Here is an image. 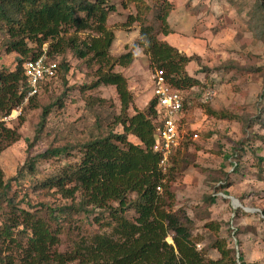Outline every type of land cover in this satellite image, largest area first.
<instances>
[{
	"label": "rangeland",
	"instance_id": "rangeland-1",
	"mask_svg": "<svg viewBox=\"0 0 264 264\" xmlns=\"http://www.w3.org/2000/svg\"><path fill=\"white\" fill-rule=\"evenodd\" d=\"M104 1V7L115 10L106 24L114 32L109 55L117 58L133 49L140 27L136 23L127 29L121 27L136 13L131 0ZM143 1L154 5L153 0ZM167 1L175 6L169 20L176 23L180 19L183 24L177 42L181 53L193 58L187 69L203 86L181 92L180 143L176 150L181 151V156L186 152L188 166L171 177L167 173L174 165L171 160L164 174H168L165 179L173 199L169 200L162 189L159 193L165 200L163 209L168 211L171 207L174 213L180 210L185 214L192 236L201 239L196 241V250L203 252L206 260L220 259L212 245L224 240L237 264H264V29L254 23L259 20L257 4L261 0ZM152 15L148 17L150 22L154 21ZM72 34L73 31L68 36ZM88 34L96 36L87 32L78 34L77 39L84 40ZM8 38L0 23V71L13 72L20 58L6 52L4 44ZM48 45L39 47L37 43H29L35 54L46 55L56 65L65 63L69 70L64 80L59 72L45 81V87L37 95L0 120L3 128L19 136L17 142L0 154V170L4 181L12 184L10 195L16 204L27 193L28 204L37 209L73 208L70 221L62 224L57 247L60 253L69 254L81 237L100 231L96 219L103 221L99 216L101 211L87 207L75 212L80 198L71 202L54 191L36 187L79 163L81 148L88 141L108 133L121 135L122 129L115 124L120 103L112 86L82 93L81 87L96 81L97 65L89 66L69 50L48 56ZM133 53L135 58L128 68L114 70L125 76L132 94L129 117L147 109L152 100L155 72L142 49L137 48ZM86 98L101 99L102 103L92 106L84 101ZM57 100L61 101V108L53 106L45 124L40 126L42 110ZM210 111L228 116L215 118ZM128 140L138 145L135 138ZM56 149L62 152L48 159L37 158ZM34 158L35 171L30 173L23 167ZM21 168L23 174L19 173ZM221 183L226 186L222 191ZM209 197L214 198L213 203ZM17 205L18 209H28L26 204ZM42 216H46V211ZM178 216L185 224V218ZM1 222L0 216V225ZM206 223L218 224V234L204 227ZM20 239L18 242L24 245L26 236ZM166 241L171 244V237Z\"/></svg>",
	"mask_w": 264,
	"mask_h": 264
},
{
	"label": "trees",
	"instance_id": "trees-1",
	"mask_svg": "<svg viewBox=\"0 0 264 264\" xmlns=\"http://www.w3.org/2000/svg\"><path fill=\"white\" fill-rule=\"evenodd\" d=\"M131 2L136 13L130 15L121 27L127 29L138 24L139 38L131 51L113 58L109 50L114 32L106 22L115 10L104 7V0H0V23L9 37L4 44L6 52L20 58L16 61L15 71H0V120L25 101L28 87L23 65L38 57L29 43H37L39 47L49 43L48 56L62 55L69 50L89 66L97 65L96 81L81 87L80 91L84 93L100 86L114 87L120 103L115 124L122 129L121 135L108 133L105 137L88 141L81 148L79 163L36 187L54 191L71 202L80 198L75 212L87 207L101 211L99 216L103 221L100 223L96 219L100 231L81 237L74 244L72 253H60L57 247L62 224L70 221L69 213L73 208L50 209L44 206L37 209L28 204V195L24 193L17 204H26L28 209H18L15 198L10 195L12 184L4 181L0 170V264H237L233 251L227 248L224 240L212 245L220 259L215 262L206 260L203 252L196 250V241L201 239L192 236L190 221L183 216L185 214L180 210L174 213L170 206L168 211L163 209L165 200L157 188L161 192L163 189L169 200L173 199L165 178L168 174L172 177L186 170L187 154L185 152L184 156L183 152L181 156V151L176 150L171 158L174 165L168 169V174L160 170V157L152 150L155 143L154 101L151 100L143 112L138 111L129 117L127 112L132 94L125 76L114 70L116 67L128 68L135 58L133 51L140 48L148 56L150 68L163 71L170 87L183 92L203 85L186 72L193 58L179 53L158 38L171 33L167 18L174 5L167 0H153L152 6L143 0ZM257 6L259 20L254 23L264 29V0ZM149 15L154 21L148 20ZM156 24L159 25L157 29ZM71 31L73 34L68 36ZM87 32L96 36L88 34L84 40L77 39L78 34ZM68 70L67 65L61 63L56 65L55 75L60 72L64 80ZM45 85L44 82L41 88ZM84 101L92 106L102 103L101 99L86 98ZM55 105L61 108L62 103L57 100L42 110L40 126L45 124L46 116ZM209 114L215 118L219 116V119L228 116L217 111ZM129 137L135 138L138 145L130 143ZM18 140L17 133L6 130L0 122V154ZM61 152L56 149L37 158L48 159ZM35 163L36 159H31L23 168L32 173ZM23 168L19 173L23 174ZM14 182L20 189L19 180ZM225 187L221 183L219 190ZM209 200L214 202L213 197ZM45 211L46 216H42ZM129 213L132 215L127 217ZM178 214L185 218V224ZM204 227L215 235L219 232L218 224L206 223ZM24 236L26 242L23 245L18 240L22 241L20 238ZM168 237H171V244L166 241Z\"/></svg>",
	"mask_w": 264,
	"mask_h": 264
},
{
	"label": "built area",
	"instance_id": "built-area-1",
	"mask_svg": "<svg viewBox=\"0 0 264 264\" xmlns=\"http://www.w3.org/2000/svg\"><path fill=\"white\" fill-rule=\"evenodd\" d=\"M23 70L28 87L25 98L27 101L38 94L45 81L55 76L56 64L46 55H40L26 61ZM152 100L155 112L153 120L155 143L152 150L159 155V168L165 173L175 150L179 147L178 123L183 101L181 92L167 84L164 73L160 70H155L152 77ZM157 190L161 192L160 188Z\"/></svg>",
	"mask_w": 264,
	"mask_h": 264
},
{
	"label": "crops",
	"instance_id": "crops-1",
	"mask_svg": "<svg viewBox=\"0 0 264 264\" xmlns=\"http://www.w3.org/2000/svg\"><path fill=\"white\" fill-rule=\"evenodd\" d=\"M174 9H175V6H174ZM173 10L170 12V14H172ZM170 14H169V16L167 18V23H168V26H169V29H170L171 33L168 36L162 37V40H164L165 42H167L170 46L176 48L178 50V52L181 53L182 51L178 47L179 45H178L177 40H179L178 33L183 30V24L180 21V19H177V21H175L176 23H173V21H171L172 19L169 20ZM189 64L186 67V72L188 73V75L190 77L194 78L193 75H191L189 73V69H187L188 66H189ZM151 98H152V95H151Z\"/></svg>",
	"mask_w": 264,
	"mask_h": 264
}]
</instances>
